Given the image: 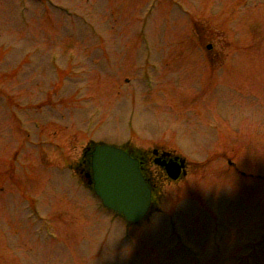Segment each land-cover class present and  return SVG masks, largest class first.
I'll return each instance as SVG.
<instances>
[{
  "label": "rangeland",
  "instance_id": "obj_1",
  "mask_svg": "<svg viewBox=\"0 0 264 264\" xmlns=\"http://www.w3.org/2000/svg\"><path fill=\"white\" fill-rule=\"evenodd\" d=\"M55 1L76 16L0 0V264H264V0H159L146 24L152 0ZM100 141L191 166L129 229L135 249L67 168ZM27 185L65 245L39 235Z\"/></svg>",
  "mask_w": 264,
  "mask_h": 264
},
{
  "label": "water",
  "instance_id": "obj_2",
  "mask_svg": "<svg viewBox=\"0 0 264 264\" xmlns=\"http://www.w3.org/2000/svg\"><path fill=\"white\" fill-rule=\"evenodd\" d=\"M93 171L95 191L105 206L123 213L131 222L144 217L150 207L151 192L138 160L122 150L98 147L93 154Z\"/></svg>",
  "mask_w": 264,
  "mask_h": 264
}]
</instances>
